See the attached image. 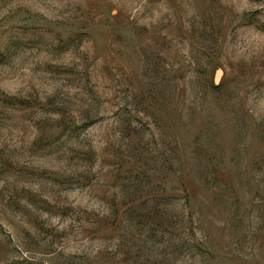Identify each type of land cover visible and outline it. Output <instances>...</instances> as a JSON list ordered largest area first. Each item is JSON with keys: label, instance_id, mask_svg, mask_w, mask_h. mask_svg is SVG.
Returning <instances> with one entry per match:
<instances>
[{"label": "rangeland", "instance_id": "374dc122", "mask_svg": "<svg viewBox=\"0 0 264 264\" xmlns=\"http://www.w3.org/2000/svg\"><path fill=\"white\" fill-rule=\"evenodd\" d=\"M0 264H264V0H0Z\"/></svg>", "mask_w": 264, "mask_h": 264}]
</instances>
